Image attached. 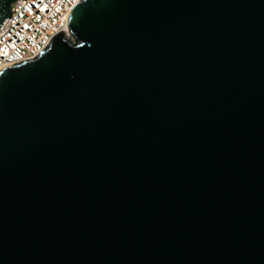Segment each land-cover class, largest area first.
Listing matches in <instances>:
<instances>
[{
  "label": "water",
  "instance_id": "1",
  "mask_svg": "<svg viewBox=\"0 0 264 264\" xmlns=\"http://www.w3.org/2000/svg\"><path fill=\"white\" fill-rule=\"evenodd\" d=\"M69 27L0 73V264H264V0Z\"/></svg>",
  "mask_w": 264,
  "mask_h": 264
},
{
  "label": "built area",
  "instance_id": "2",
  "mask_svg": "<svg viewBox=\"0 0 264 264\" xmlns=\"http://www.w3.org/2000/svg\"><path fill=\"white\" fill-rule=\"evenodd\" d=\"M83 0H16L0 29V73L34 61L56 36H70V17Z\"/></svg>",
  "mask_w": 264,
  "mask_h": 264
},
{
  "label": "rangeland",
  "instance_id": "3",
  "mask_svg": "<svg viewBox=\"0 0 264 264\" xmlns=\"http://www.w3.org/2000/svg\"><path fill=\"white\" fill-rule=\"evenodd\" d=\"M68 38H69V40H71V41H75V38H74L72 35L68 36Z\"/></svg>",
  "mask_w": 264,
  "mask_h": 264
}]
</instances>
